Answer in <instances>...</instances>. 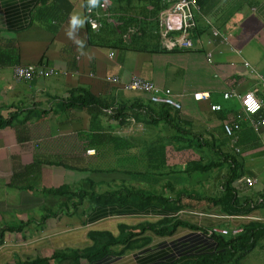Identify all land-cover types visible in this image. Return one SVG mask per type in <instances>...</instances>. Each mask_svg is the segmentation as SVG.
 Masks as SVG:
<instances>
[{
    "label": "crops",
    "instance_id": "crops-1",
    "mask_svg": "<svg viewBox=\"0 0 264 264\" xmlns=\"http://www.w3.org/2000/svg\"><path fill=\"white\" fill-rule=\"evenodd\" d=\"M103 1L108 3L111 20L119 22L118 15L109 11L111 1ZM175 1L162 0V4L169 7ZM120 5L134 7L123 17H135L141 8L153 10L150 3L139 0ZM199 5L196 27L191 32L193 48L120 52L116 48L89 44L86 22L75 38L67 35L71 15L86 16L84 0H0V51L7 53V60H0V116L3 119L15 116L12 126L0 129V225L5 219L15 220L11 224H25L22 231L6 232L0 237V264L51 257L56 250L90 245L87 233L91 229L118 234L119 224L154 221L166 213L162 208L127 213L121 208L107 209L104 213L97 209L85 215L81 225L68 221L75 215L63 213L41 225V218L30 214L45 209L53 199L35 190L20 189L23 182H31L39 189L86 179L83 171L41 163L54 156L67 159L72 155L86 161L96 158L95 151L86 148L81 137L89 131L92 117L80 106L67 108L71 92L86 89L97 98L113 97L116 102L148 101L145 94L123 90V84L134 75L162 89H170L181 105L179 110L172 108L177 111V119L196 132L204 130L206 138H219L222 150L235 155L240 177L235 181L237 196L251 198V207L257 206L249 215L264 217V206L257 203L264 187V124L250 122L264 118V87L259 83L264 76V0H199ZM136 18L144 20V16ZM145 19L157 22V17ZM158 30L157 22V30L148 29V32L158 35ZM76 39L84 41L82 48ZM156 42L149 43L150 48H155ZM160 47L164 48L162 43ZM110 52L114 55L109 56ZM16 65L45 66L55 69L56 73L16 82L12 76ZM107 77H116L118 82H106ZM248 92L262 101L261 112L253 117L245 114L239 100ZM196 93H207L208 98L195 100ZM214 106L218 108L212 109ZM100 118L101 122L105 121V117ZM226 124L238 128L228 135L224 130ZM28 167L35 169L28 171ZM246 177L256 179L257 184L247 188L243 184ZM206 213L213 216L197 219L184 214L179 219L210 230L244 223L236 219L227 222L216 210ZM145 242L97 262L81 259L57 263L52 259L49 264L168 263L216 249V242L206 239L201 229L183 227L171 236H156Z\"/></svg>",
    "mask_w": 264,
    "mask_h": 264
},
{
    "label": "trees",
    "instance_id": "trees-1",
    "mask_svg": "<svg viewBox=\"0 0 264 264\" xmlns=\"http://www.w3.org/2000/svg\"><path fill=\"white\" fill-rule=\"evenodd\" d=\"M103 0H99L94 8H90L89 0H84V11L93 10L96 13L101 11L100 4ZM112 3L109 11L113 15H118L119 32L111 23L104 13H99L101 18V28L98 33L90 29L86 20V29L89 44H95L101 47H112L120 52L133 50L145 51L150 49L152 52L167 51L160 47L161 41L157 40L158 35L148 32L149 30H157V22H147L146 17L155 19L159 12L167 7L162 4V0H139L152 5V11L147 8H141L135 13V17H123V14L129 13L134 7L122 6L120 3L130 2L131 0H110ZM199 5V0H196ZM200 7V5H199ZM145 12V13H143ZM136 16H144V20H138ZM197 16V15H196ZM103 24V25H102ZM129 26H137L138 31L132 34L126 41L123 34ZM105 35V37L103 36ZM151 38V39H150ZM156 42L155 48H150L151 42ZM10 60L11 56L8 55ZM0 60H7V53L0 51ZM10 62V61H9ZM11 64V62L9 63ZM8 64V65H9ZM68 109L73 106H80L85 109L89 116L92 117L90 129L82 134L85 147H90L95 151L96 158L93 160H80L75 156H68L63 159L59 156L48 157L41 163L62 167L69 170L89 171L91 173L113 172L126 173L130 180L148 181V189L136 187L130 182L122 181L119 185H110L108 182H96L90 178L81 180L77 186L61 185L55 188H35L31 182L25 183L20 189L26 191H38L43 196L54 199L58 204L57 213L65 215H76L78 209L85 210L86 215H90L94 210H101L104 213L107 209L121 208L123 212L144 211L149 208H162L166 213L161 218L154 221L139 222L135 225L119 224V234H115L109 230L91 229L87 233L90 242L88 247L84 249H66L56 250L51 257H36L33 260H26L19 264H49L53 259L64 262H74L81 259L88 262H97L112 255H121L124 252L137 248L141 242L150 241L152 237L171 236L178 228L201 229V234L206 239L216 242L214 252H205L195 257H184L168 263L154 264H239L252 250L258 242L264 238V228L259 222L243 220L240 226L242 231L238 234H220L213 232L211 236H207L209 228L196 226L194 223L179 219L180 216L187 214L197 219L207 216H213L207 211H215L224 218L227 216L241 217L252 213L251 211L257 206L251 207V198L237 196L235 189V181L240 178L237 169V161L234 154L223 151L221 141L214 136L205 137L204 130L196 132L188 125L182 124L177 119V111H173L171 107L165 105H157L148 101L135 100L132 102L120 101L116 102L111 98H97L86 89H76L71 92V98L67 101ZM112 109L111 113L107 111ZM261 112V110H260ZM106 117L110 120L119 122V125H127L129 119H133L136 123H141L147 128L153 130L154 135L149 138L123 136L120 134H112L104 131L101 127V118ZM15 116L10 115L9 118L3 119L0 116V129L6 126H12ZM134 134V133H132ZM193 145L196 152L199 153V162L191 168L184 169V172L178 171L176 168L169 166L166 158V148L171 146L177 150L187 149ZM85 148V149H86ZM137 149L141 152V160L144 159L143 172L135 170L138 166H128L133 161L131 150ZM191 148V147H190ZM89 149V148H88ZM37 161H35V164ZM227 165V173L224 176L222 190L219 195L207 196L200 193L190 194L187 189H175L179 183L174 178L182 175H191L193 173H209L218 170ZM229 164V165H228ZM35 167V166H34ZM34 167L26 168L33 171ZM131 167H135L129 169ZM160 178H167L165 183L161 184V190L154 188V183ZM97 190L96 188H99ZM168 188L171 194L166 195L164 191ZM188 201L183 203V199ZM70 208H73L70 210ZM104 209V210H103ZM187 212L182 215H175L178 212ZM190 212V214H189ZM56 213V214H57ZM203 214L198 216V214ZM56 214H52L56 217ZM48 216H43L46 219ZM96 217V216H95ZM214 218H217L214 216ZM31 218H28V220ZM240 220V219H236ZM22 222L14 224L0 225V237L6 232H20L24 229ZM126 233L121 238V234ZM149 233V235H145ZM145 242V243H146Z\"/></svg>",
    "mask_w": 264,
    "mask_h": 264
},
{
    "label": "built area",
    "instance_id": "built-area-1",
    "mask_svg": "<svg viewBox=\"0 0 264 264\" xmlns=\"http://www.w3.org/2000/svg\"><path fill=\"white\" fill-rule=\"evenodd\" d=\"M108 3L107 1H102L100 4V9L104 13V16L108 18V21L118 29L120 23L115 20H111L110 14L107 12ZM200 12V7L196 0H176L169 7L161 10L157 16L158 22V35L160 37V41L165 49L169 51H185L193 48V43L191 40V32L196 27L195 16ZM86 16L89 17L87 20L90 26V29L94 32H98L101 28V16L99 13L94 12L93 10H88ZM138 31L137 26H129L126 28L125 33L123 34V39L128 40L132 34H135ZM119 32V29H118ZM120 33V32H119ZM215 34V33H214ZM114 53L110 52L109 56H113ZM246 67H249L247 62H244ZM13 78L16 82H27L31 81L36 77H49L56 73L53 68H46L45 66L39 65H16L13 67ZM260 85L264 87V76L260 77ZM106 82L117 83L118 79L116 77H107L105 79ZM123 90L127 91H137L142 94L147 95L148 100L157 105H165L171 107L173 109L179 110L181 105L174 99V96L170 89H162L155 85L153 82L145 80L139 76H132L129 82L123 84ZM226 94L225 96H227ZM207 93H196L194 94L195 100H203L207 99ZM239 100L241 102L243 111L246 115H250L249 117H253L254 114L258 113L262 106V101L257 100L252 93L248 92L247 94L240 96ZM218 107H212V109H216ZM112 109L108 110V113H111ZM251 124H264V118H259L257 121L253 119L250 120ZM128 130V133H135L139 130L143 129V125L141 123H136L133 119L128 120V124L125 125ZM238 128L237 125L229 126L224 125V130L226 134L231 135L234 129ZM90 151V150H89ZM94 152L93 150H91ZM89 153V152H87ZM243 184L247 188H252L257 184L256 179L253 178H244ZM262 196L257 199V203L264 206V187L261 189ZM187 212H178V214L182 215ZM190 214V212H189ZM203 214L199 213L198 216H202ZM226 219H240V220H248L253 222H259L263 225L264 228V217L246 215L241 217H231L227 216ZM242 231L241 227H233L231 230L232 234H238ZM213 232H219L220 234L227 235V229H219L209 231L207 236H211Z\"/></svg>",
    "mask_w": 264,
    "mask_h": 264
},
{
    "label": "rangeland",
    "instance_id": "rangeland-1",
    "mask_svg": "<svg viewBox=\"0 0 264 264\" xmlns=\"http://www.w3.org/2000/svg\"><path fill=\"white\" fill-rule=\"evenodd\" d=\"M13 70V69H12ZM12 76H13V72H12ZM103 120L101 122V127L103 129L107 130L108 132H111L112 134H120L123 136H129V134H131L130 136L132 137H141V138H149L151 136L154 135V131L147 128L145 125L143 126L142 130H139L137 132H135L134 134L132 133H128L127 128L125 127V125H119V122H116L114 120H110L108 118H103ZM199 121H197L198 123ZM191 147V148H190ZM193 145L188 146L187 149L184 150H177L175 148H172L171 146H168L166 148V158H167V163L169 166H172L173 168H176L178 171L184 172V169L186 168H191L192 166L196 165V163L199 162V158L200 155L198 152L193 150ZM92 154H94V152H91ZM131 155L133 158V161L130 162V164H128V166H132L133 165H137L138 167L135 169V167H131L129 169L134 168L135 170H141L143 169L142 167H144V159L141 160V157L143 156L141 154V152L139 150L132 149L131 150ZM142 155V156H141ZM73 171H77V170H73ZM78 172V171H77ZM227 168L223 167L221 169L218 170H213L209 173H193L190 176L189 175H182L181 178L180 177H176L174 176V178L177 180V183L175 182V189H181V187H184L187 189V192H189L190 194H195L200 193L201 195H207V196H216L219 195L221 190H222V183L224 181V176L227 173ZM84 175L87 176V178H90L96 182H108L110 185H119L122 181L126 182H130L131 184H133L136 187H140L143 189H148L149 187V183L151 182H141V181H134V180H130V177L123 172H119V173H113V172H105V173H91L89 171H86L84 173ZM89 176V177H88ZM167 178H160L159 181L155 182L154 184V188H156L157 190H159L161 188V184L166 182ZM75 180H73L72 182L70 181V185H75L77 186V184L79 182H74ZM238 183V181H237ZM33 185V183H32ZM69 185V184H68ZM97 190L100 189L96 188ZM161 190V189H160ZM159 190V191H160ZM164 191V194L166 193V195H169L170 193L168 192V188L165 190H162V192ZM171 195V194H170ZM188 201L187 199H183V203ZM58 203L53 199V202H51L50 205H48L47 207H45V209H39L36 210L34 213L30 214V217H34L37 215V217L40 220V224L41 225H45V222L48 219H55V217L52 215L53 213L56 214L57 213V209H58ZM73 208H70V210H72ZM86 210V209H85ZM85 210L82 209H78V213L80 214L78 217L75 215L74 219L69 218L70 220L68 221H75L77 223H79L80 225L83 223V219L85 217ZM210 212V211H207ZM48 216L46 217V219H42L43 216ZM57 216L59 215L58 213L56 214ZM65 215V214H64ZM69 216V215H68ZM79 218V219H76ZM230 219L227 220V222H229ZM15 220L9 221L7 219L3 220L2 223L4 224H11L12 222H14ZM40 225V226H41ZM233 227H225V229L228 230V234H232L231 230ZM120 233V232H119ZM118 233V234H119ZM126 233H122L121 234V238L125 237ZM85 247H88V245L86 246H82V245H75L74 248L75 249H84ZM45 256V255H44ZM44 258V257H43ZM55 261L57 263L62 261L55 259ZM239 264H264V238L258 242V244L256 245V247L252 250L251 253H249L243 260L239 261Z\"/></svg>",
    "mask_w": 264,
    "mask_h": 264
},
{
    "label": "clouds",
    "instance_id": "clouds-1",
    "mask_svg": "<svg viewBox=\"0 0 264 264\" xmlns=\"http://www.w3.org/2000/svg\"><path fill=\"white\" fill-rule=\"evenodd\" d=\"M99 0H89V6L90 8H94L96 7V5L98 4ZM89 17L87 16H82L81 14L79 13H73L71 15V18H70V29L69 31L67 32V35L70 37V38H75L76 36V32L78 31L79 28L83 27L86 20H88ZM76 43L78 45L81 46V48L83 47V44H84V41L83 40H80V39H76Z\"/></svg>",
    "mask_w": 264,
    "mask_h": 264
}]
</instances>
